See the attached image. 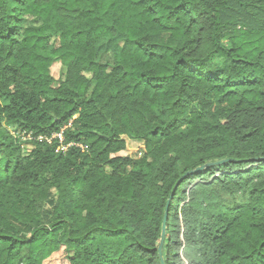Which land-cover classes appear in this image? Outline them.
<instances>
[{
    "label": "trees",
    "instance_id": "obj_1",
    "mask_svg": "<svg viewBox=\"0 0 264 264\" xmlns=\"http://www.w3.org/2000/svg\"><path fill=\"white\" fill-rule=\"evenodd\" d=\"M172 195L165 264H264V0H0V264H162Z\"/></svg>",
    "mask_w": 264,
    "mask_h": 264
},
{
    "label": "built area",
    "instance_id": "obj_2",
    "mask_svg": "<svg viewBox=\"0 0 264 264\" xmlns=\"http://www.w3.org/2000/svg\"><path fill=\"white\" fill-rule=\"evenodd\" d=\"M66 128L63 129L60 133H56L53 134L52 136H38L35 137L33 133H25V132H16V136L20 139L22 138L24 141H40V142H46L48 144H52L54 141H58L59 145L57 148V152H61V153H66L69 151L70 148L72 147H76L81 149L82 152H86L88 150V147L85 146L82 143H70V144H66L65 142V136H64V132H65ZM14 135V134H13ZM139 150V155L142 156L143 155V149L142 147Z\"/></svg>",
    "mask_w": 264,
    "mask_h": 264
},
{
    "label": "rangeland",
    "instance_id": "obj_3",
    "mask_svg": "<svg viewBox=\"0 0 264 264\" xmlns=\"http://www.w3.org/2000/svg\"><path fill=\"white\" fill-rule=\"evenodd\" d=\"M55 44L58 45V43L56 42ZM51 72H52V75L54 76V78L56 79H60L62 77V72H63V69H62V66L60 63H56L52 69H51ZM8 130L10 132V135L12 137H15L16 139H19L15 134L17 132L16 129H14L13 127H8ZM14 134V135H13ZM141 147H144L143 146V143L142 142H139V141H129L128 142V148L126 151H123L121 152L120 154H118V156H131V157H135V158H141L142 156L139 155L138 152H135V150H138L140 149ZM24 149H28V146L24 147ZM26 150H24V154H28L26 152Z\"/></svg>",
    "mask_w": 264,
    "mask_h": 264
},
{
    "label": "water",
    "instance_id": "obj_4",
    "mask_svg": "<svg viewBox=\"0 0 264 264\" xmlns=\"http://www.w3.org/2000/svg\"><path fill=\"white\" fill-rule=\"evenodd\" d=\"M142 149L144 150L145 147H142ZM135 152H139V150H135ZM226 161H220V162H217V163H210V164H206L204 166H201L193 171H190L188 172L185 176H189V175H192V174H195V173H199L203 170H205L206 168H209L211 166H216V165H221L223 163H225ZM183 178V179H184ZM182 179V180H183ZM182 180L179 182V184L176 186L175 190L178 188V186L180 185V183L182 182ZM172 197L173 195L171 196L170 200L168 201V204H167V209H166V213H165V217H164V221H163V227H162V236H161V242H160V246H159V255H160V258H161V263L162 264H165L164 262V258H163V246H164V242H165V239H166V235H167V223H168V216H169V206H170V202L172 200Z\"/></svg>",
    "mask_w": 264,
    "mask_h": 264
}]
</instances>
